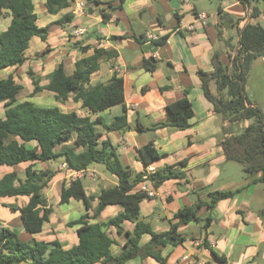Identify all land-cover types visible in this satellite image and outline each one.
Returning a JSON list of instances; mask_svg holds the SVG:
<instances>
[{"label": "crops", "instance_id": "obj_1", "mask_svg": "<svg viewBox=\"0 0 264 264\" xmlns=\"http://www.w3.org/2000/svg\"><path fill=\"white\" fill-rule=\"evenodd\" d=\"M33 1L35 7L36 1H40V5L44 6L43 13L48 15L44 25H40L38 15L39 26L50 28L48 40L43 42L40 38L32 39L26 52L28 61L25 65L2 71L0 80L13 75L16 82L26 89L32 86L31 81L27 79L25 83L18 76L24 77L22 73L28 74L29 70L40 77H46L63 64L67 74L72 75L76 62L94 55L95 49L113 53L112 59H101L100 71L92 77V84H106L114 75L122 78L125 104L124 107L116 106L91 115L92 120L99 121L97 130L102 134V140L110 141L117 148L122 163L136 173H143L146 169L139 151L153 142L163 156L153 164L157 172L175 166L176 171L182 175L181 178L166 181L159 188L156 187L155 198L142 200V218L151 223L156 232H167L171 224L178 222L175 216L180 211L201 206L197 215L199 221L182 225L179 229L185 242L178 246L168 245L164 249L162 255L167 258V264H218L213 253L224 258L226 264H264V217L261 215L264 210V184H253L246 177L241 164L227 160L221 145L226 138L249 127L251 122L235 125L229 128L231 133L225 134L224 130L229 124L224 122L222 115L215 113L214 105L204 95L199 76L200 72H216L213 63L216 54L223 66L232 65V58L239 46L238 29L233 28L232 22L227 26L222 25L220 18L226 13L236 20L244 19L239 26L243 28L250 21L251 7L236 0H93L102 4L111 3L112 8H108L88 0H74L69 8L52 15L45 8L46 0ZM82 2L85 4L83 10L79 8ZM61 21L62 24H59ZM256 22L264 27V16ZM10 24V16L0 19V34L7 31ZM76 28L86 32L82 36H75L73 33ZM149 34L158 40L147 38ZM163 37H168L167 41L159 43ZM34 41L38 49L30 55ZM84 48L87 50L82 51ZM45 51L47 53L41 56ZM148 62L155 66L154 71L146 68L144 63ZM258 63L264 71V57L256 59L252 66L246 82V95L253 103L252 107L260 109L264 114L260 93L250 86ZM186 96L194 111L189 129L178 131L159 128L145 133L137 132L138 124L151 128L164 122L167 106ZM55 106L66 112L90 115L89 111L82 109L73 100L50 107ZM125 114L130 125L128 131L105 130L104 125L112 124L117 117ZM4 115L5 107L0 105V117ZM181 163L184 165L180 166ZM63 165L60 163L54 168L51 163L39 164L37 169L58 170L52 183L62 186L64 182L69 184L75 179L74 173L61 169ZM20 167L24 166L8 168L0 174V179L13 170L21 173L18 169ZM93 167L88 169L84 178L88 196H98L102 189L118 185L115 176L96 173L91 169ZM92 172L97 174L96 178L90 176ZM215 192H233L234 196L219 201L211 208L210 195ZM60 193L61 189L54 198L56 204L49 200L54 212L42 233L28 234L20 214L6 207H24L29 201L26 197L0 199V224L13 229L25 242L32 239L48 243L59 241L66 249L78 245L77 227L70 228L68 224L88 211L82 201L71 200L68 204H61ZM21 201L25 204L21 205ZM97 205L96 200L93 207ZM121 212L120 206H108L100 218L92 222H106ZM124 228L132 231L134 224L126 223ZM111 231L118 242L113 247V253L119 255L125 241L117 236L116 230ZM149 241L150 237L146 236L142 244ZM142 262L160 264L151 258H138L126 264Z\"/></svg>", "mask_w": 264, "mask_h": 264}, {"label": "trees", "instance_id": "obj_2", "mask_svg": "<svg viewBox=\"0 0 264 264\" xmlns=\"http://www.w3.org/2000/svg\"><path fill=\"white\" fill-rule=\"evenodd\" d=\"M236 1L244 6L248 3L252 11L250 21L243 28L239 26L244 19L236 20L226 13L220 18L222 25L227 26L232 22L233 28L238 29L240 43L234 62L230 67H225L216 54L213 59L216 72H200L199 76L205 97L214 105L215 113L222 115L224 122L229 124L224 130L225 134L231 133L229 128L235 125L251 122L249 127L226 138L221 145L227 160L241 164L246 177L253 184H264V114L260 109L252 107L253 103L246 95V82L252 66L256 59L264 57V27L256 22L264 16V0ZM73 2L46 0L45 8L48 13L57 15ZM88 2L112 8L111 3ZM6 16L11 17V24L7 31L0 34V73L25 65L28 61L26 52L32 39L40 38L46 42L50 31L49 27L39 26L33 0H0V19ZM104 19L107 21L106 15ZM221 34L220 27L219 37ZM167 38H160L159 43H165ZM86 50L84 48L82 51ZM113 55L95 49L94 55L76 62L72 75L67 74L63 64L46 77L38 76L33 70L28 71L33 86L32 97L49 92L58 104L73 100L82 109L89 111V116H82L76 111L66 112L58 106L43 107L32 101L20 102L18 97L24 87L16 82L15 77L10 75L0 80V105L5 107V115L0 117V168L15 169L27 165L23 174L13 170L3 175L0 179V199H29L24 207L6 206L13 213L20 214L28 234L42 233L54 212L45 192L59 171L37 169L39 164L61 158V163L71 172H87L90 167L99 164L118 181L117 186L102 189L98 196L87 195L85 175L72 179L69 184H62L61 204H68L71 200L82 201L88 211L68 224L70 228L77 227L79 237V244L72 248H64L59 241L48 243L32 239L25 242L13 229L0 224V264H126L138 258H151L160 264H167V258L162 255L164 249L168 245H181L186 240L179 232L180 227L199 221V205L180 211L175 216L178 222L171 224L167 232H156L152 224L142 218L140 203L147 197L135 189L142 181L144 172L136 173L122 163L117 148L110 141L102 140V134L97 130L99 121L91 118V115L113 107H124L125 87L122 78L114 75L106 84H92V77L100 71L101 59L110 60ZM144 65L150 71L155 70L151 62ZM166 111L164 122L151 128L138 124L137 132L145 133L159 128L184 131L191 127L194 111L187 96L168 105ZM104 128L108 132L128 131L130 125L127 115L117 117L112 124L104 125ZM139 153L145 168L163 158L153 142ZM181 177L175 166H169L158 171L152 178L159 188L166 181ZM233 196V192L212 193L210 207ZM96 200L98 205L93 207ZM108 206H120L122 212L106 222L93 223ZM261 215L264 217V210ZM126 223L134 224L132 231L124 228ZM113 229L125 241L119 255L113 253V247L118 245L111 231ZM146 236L150 237V241L144 245L142 240ZM213 258L218 264H226L225 259L215 253Z\"/></svg>", "mask_w": 264, "mask_h": 264}, {"label": "rangeland", "instance_id": "obj_3", "mask_svg": "<svg viewBox=\"0 0 264 264\" xmlns=\"http://www.w3.org/2000/svg\"><path fill=\"white\" fill-rule=\"evenodd\" d=\"M43 9H44V6L40 5V1H36V13L40 17V25H44L46 23V21L48 20V17H47L48 15L46 16L43 13ZM38 40H40V39H38ZM37 49H38V44L36 43V41H34L31 44V49L29 51V54L31 55V53H34ZM22 75H24V77H22L20 75V76H18L19 79H21V80L24 79L23 82L26 81L25 83H27V79L30 80L28 74L22 73ZM251 80L252 81L250 82V86L252 87V89L254 91H259L260 99H262V101L264 102V71L261 68L260 63H258L256 65V67L253 71V77H251ZM32 90H33V86L24 89L18 97L19 101L20 102L32 101V102L36 103L37 105L39 104L41 106H49V107L52 105L58 104L53 94H51L49 92H43V93L36 95L35 97H32ZM251 99H253V98L251 97ZM61 162H62L61 158H58L57 160L51 162V164L55 168ZM23 166L25 167V165H23ZM24 167L18 168L21 171V174H23V172H24V169H23ZM7 169H8V167H1L0 174H2V172L7 170ZM91 169L97 171L96 173H99V174L100 173L109 174L103 165L96 164ZM92 173H94L97 177V174L95 172H92ZM92 173H90V174H92ZM60 189H61V186L59 184H56L55 182L50 184V188L45 192L48 199L50 200V203L52 202L53 204H56L57 201L54 198L57 196ZM20 204L24 205L25 203H24V201H21Z\"/></svg>", "mask_w": 264, "mask_h": 264}, {"label": "built area", "instance_id": "obj_4", "mask_svg": "<svg viewBox=\"0 0 264 264\" xmlns=\"http://www.w3.org/2000/svg\"><path fill=\"white\" fill-rule=\"evenodd\" d=\"M84 7L85 4L83 2L80 3L79 8L83 10ZM189 29L192 30V27H189ZM85 32L86 31L82 28H78V29L76 28L74 30L73 35L82 36ZM147 38L156 41L158 40L155 36L150 34L147 35ZM61 169L69 171L65 164L61 167ZM71 173L75 174V178L83 177L84 175L88 174V172H71ZM156 173H157V169L153 165H149L144 171L142 181L137 186V191L150 199L155 198L157 196L155 181L152 178ZM90 176L96 178V175L94 173L90 174ZM184 259H188V258L185 257ZM196 264H204V263L196 262Z\"/></svg>", "mask_w": 264, "mask_h": 264}, {"label": "water", "instance_id": "obj_5", "mask_svg": "<svg viewBox=\"0 0 264 264\" xmlns=\"http://www.w3.org/2000/svg\"><path fill=\"white\" fill-rule=\"evenodd\" d=\"M246 5H247V7L249 8V4L247 3ZM239 43H240V39H239L238 45H239ZM237 50H238V49H237ZM237 50H236V52H235L234 57L232 58V64H233L234 59H235V56H236V54H237Z\"/></svg>", "mask_w": 264, "mask_h": 264}]
</instances>
